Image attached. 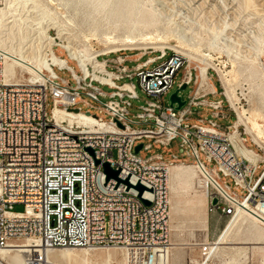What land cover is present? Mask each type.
<instances>
[{"label": "built area", "instance_id": "obj_1", "mask_svg": "<svg viewBox=\"0 0 264 264\" xmlns=\"http://www.w3.org/2000/svg\"><path fill=\"white\" fill-rule=\"evenodd\" d=\"M65 51L67 63L76 62L78 71L67 65L54 64L53 68L69 72L74 83L57 74L51 81L33 78L16 84L3 75L5 54L0 47V249L30 238L38 240L41 248H122L130 264H158L169 237L167 179L173 163L161 154L141 158L135 147L143 139L164 144L180 137L181 147L215 176L211 212L231 219L242 210L264 223V168L257 173L264 163V149L253 141L254 147L247 146L234 124L221 126L214 119L205 124L200 119L191 127L184 126L193 115L192 107L202 106V99L211 93L192 96L196 77L192 70L186 68L179 83L193 84L186 105L177 110L163 101L186 59L175 52L165 59V50L145 62H140L142 57L136 59L132 71L123 56L98 55L84 70ZM135 76L146 95L136 117L146 127L133 126L139 122L129 118L132 100L140 99L135 85L118 83ZM104 85L112 91L102 90ZM83 94L100 103V111L112 118L106 121L82 112L78 104ZM49 96L54 103L51 117L46 111ZM210 106L213 118L229 117L222 102ZM236 132L246 155L237 151L230 137ZM142 144V150L151 147ZM201 154L214 166L209 167ZM104 163L120 170L119 177L129 178L131 187L118 185L115 179L108 181ZM221 175L232 178L245 194L233 191ZM138 184L146 188L142 194ZM214 198L216 205H212ZM16 204L23 205V211L16 212ZM208 248L202 247L203 255ZM27 264H43L41 251Z\"/></svg>", "mask_w": 264, "mask_h": 264}, {"label": "rangeland", "instance_id": "obj_2", "mask_svg": "<svg viewBox=\"0 0 264 264\" xmlns=\"http://www.w3.org/2000/svg\"><path fill=\"white\" fill-rule=\"evenodd\" d=\"M208 1L204 6L197 7L194 0H137V4L151 3L153 6L157 3H163L168 10L173 9L174 11H178L177 13L184 14L183 16L187 17L183 18L181 15H177L176 18L184 21L185 26L190 27L193 32L202 38V43L199 49H195L196 51L179 50L180 52L178 54L183 55L187 60L185 66L176 73L174 85L163 96V101L165 104L170 103V96L180 86L179 83L188 66L194 74L202 73L205 77L207 74L211 83L216 87L218 94L210 93L211 95L206 96L207 101L214 102L223 100L222 103H224L225 112L229 114V117L213 119L221 126L233 125L237 121V113L231 105V101L226 96L221 77L226 80H231L234 103L240 111H243L244 117L247 118V125L240 124L238 126L239 133L244 141H246L247 146L254 147L252 135L248 134L249 132L247 131L249 130L246 128L248 126L252 127V122L254 121L261 135L257 132V139L262 141L261 145L264 146V0H234L235 2L233 0ZM33 2L37 6L34 10L37 19L31 21L23 20V17L27 14V9H32V6H34ZM21 3L16 0H0V8L7 7L13 13L7 16L8 19L6 21L22 17L18 22L14 21L10 24H5L0 29V46L4 51L9 50L15 55L19 50L22 52L27 51L33 55L31 57H33V60L35 59L33 62L35 63L37 59L42 58L43 53L46 51L44 49L45 42L42 40L41 32L49 25L51 35H54L53 37L56 38L59 44H67L70 42L77 50L87 51V53H102L108 47V44H104L103 39H107L111 35L101 34L95 28L83 27L77 18L78 12L72 0H27L25 5ZM232 4L234 5V9L236 8L234 10L235 13H230L231 10L229 8ZM75 21L80 28H76ZM53 22H57L60 26H53ZM101 28H105V26H101ZM101 28L98 27V29ZM58 30L62 31V40L58 37ZM215 37L217 38L216 46H210L209 41ZM31 42L32 45H30ZM116 46H118L119 50L117 52H111V55L106 58L110 59L123 56L127 59L125 65L132 71H134L138 64L135 60L140 57H142L140 62H145L148 58L159 56L163 51L162 47H165V50L168 51L165 58L167 59L177 49V43L173 39L166 42H156L152 41L149 36L137 45H120V43H116ZM184 51H186V54ZM187 51L189 52L187 53ZM54 52L58 57L68 59L65 49L61 46H54ZM187 54L192 55L194 58L191 60V58L187 57ZM46 61L47 67L45 68V72H48L50 69L48 65L49 60L47 59ZM28 62L31 61L28 60ZM160 62L159 60L155 64H159ZM68 63L78 71L76 62L68 60ZM155 64L148 66L147 69H152ZM55 72L58 76L74 83L69 72L59 69ZM17 77H20L19 80L25 81L33 79L36 76L23 71ZM122 82H132L136 87L140 99L132 100V106L129 108V118L135 122H139L136 115L140 111V106L145 103L146 95L140 87L137 76L132 79L126 78L118 81L119 84ZM101 88L107 93L112 91L106 85ZM192 89L193 84L188 85L185 90L180 92L183 99H187ZM211 89L213 90V88ZM209 90L207 89L206 91ZM100 99L107 101L108 97H100ZM80 100L78 107L81 108L82 112H90L106 121L112 118L100 111L99 107L101 105L97 101L84 94ZM53 107V99L49 96L46 101V111L49 117L52 115ZM192 110L194 114L187 117L184 121V126L191 127L193 124L198 123L199 116L197 113H200L202 118H209L212 111L210 108L197 106L192 107ZM133 126L146 127L147 125L140 124L139 122V124H134ZM236 135L240 138L238 133ZM140 143H144L145 145L151 144L149 149H143L139 152V156L143 159L161 154L166 162L174 163L173 165L195 164V160L190 151L187 148L181 147L180 137L170 143L164 144L156 143L154 139H143L136 142V144ZM201 159L209 167L214 166L213 163H208L205 160L203 154H201ZM263 168L264 163H260L257 172L258 175ZM221 180L240 196L245 194L242 188L235 185L232 178L221 175ZM207 187L203 180L194 179L192 183L183 182L179 186V193L176 196L172 195L169 187L170 205L172 206V203H174L176 206L174 219L177 227H172L171 209L169 221L170 236L165 247H174L182 252L183 259L181 264H198L207 256L201 252L202 247L205 245L211 247L217 244V246L223 248L225 253L215 257L208 264H225L226 259L231 258L232 255L235 258L233 264H264V242L258 240L253 232L244 225L225 233L227 229L226 225L229 223L230 218L219 217L211 212L210 193L212 188L210 186L209 191H207ZM171 197L173 198L171 199ZM171 200L173 201L171 202ZM23 209L24 206L21 204L14 206L16 212H21ZM210 218H214L218 223L216 232L209 229L208 223ZM252 227L261 228L262 225L257 223L254 226L252 225ZM223 236L224 239L219 244L220 238ZM16 242L17 244H23L27 241L16 240ZM16 242L13 241L11 244L15 245ZM75 251L79 254L77 258L68 262L58 257L53 260V264H130V257L127 256V252L124 249L109 248L95 251L75 249ZM105 251L110 252V258L106 259L96 254L97 252ZM14 255L15 257L12 263L20 264V250L16 251Z\"/></svg>", "mask_w": 264, "mask_h": 264}, {"label": "bare ground", "instance_id": "obj_3", "mask_svg": "<svg viewBox=\"0 0 264 264\" xmlns=\"http://www.w3.org/2000/svg\"><path fill=\"white\" fill-rule=\"evenodd\" d=\"M16 1L19 3L22 2L25 5L27 0H23V1L16 0ZM207 1L208 0H194V2L197 4V7L204 6V4H207L209 2ZM213 1L216 2L217 0H213ZM72 2L76 5V9L78 12L77 18L83 27L93 28V29L95 28L101 34H108V36L111 35L110 37H107V39H103L104 44H108V47L105 50H103L102 53H87V51L83 52L82 50H77V48H75V46L73 47L70 44V42H68L67 44L66 43L59 44L56 41V38L53 37L54 35L52 36L50 33V29H49L50 25L49 26L47 25L48 27L43 29L41 32L42 40L45 42V48L44 47L43 48L46 51L43 53L42 58L37 59L35 63H33L35 59L33 60V57H31L33 55H31L27 51L22 52L21 50H19L15 55L12 54L9 50L4 51L3 48L0 46L1 50L5 54L3 75L6 81L13 82L16 84L19 83V81L21 80H19L20 77H17V75L19 76L20 72L23 71L35 75L36 76L34 77L35 79L38 78L41 79V81H51L57 75V73L53 68L54 64H58L61 66H66V65L70 66L67 63L66 59H62L55 54L54 52L55 45H61L63 48L67 49L70 53V56L72 58H76L77 60H79L83 69L85 70L86 69L85 66L89 62L95 63L96 56L108 55L111 54V52H117L119 48L118 46H116V43L117 44L120 43V45H137L141 41L146 40L147 36H149L152 41H156V42L157 41L166 42L170 39H173L177 43L176 46L177 49L175 48L177 54L180 52L179 50L181 49L196 51L197 49H199L200 44L202 43V38H200L195 32H193L190 27L185 26L184 21H180L178 20V18H176L177 15L179 16L181 15V17L183 18L187 16H183L184 14L180 12L177 13L178 11H174L173 9L168 10L163 3H157L155 6H153L151 3L137 4V0H72ZM33 3L34 6H32V9H27V14L23 17V20L31 21L37 19L34 13V10L37 6L35 5L36 4L35 2ZM229 9L231 10L230 13H233L236 8L234 9V5L232 4ZM10 14L13 13H11L10 10L7 9V7L0 8V29L5 24H10L14 21L18 22L19 20L22 19V17H20L19 19L13 18L11 20L6 21L8 19L7 16L8 15L10 16ZM161 23L163 24L161 25ZM74 24L76 28H80L76 21L74 22ZM52 25L58 27L60 26L58 25L57 22H53ZM100 25L105 26V28H101ZM98 27H100L102 30L98 29ZM61 35H62V31L58 30V37H60V39L62 40L63 38L61 37ZM216 37L213 38L211 41H209L210 46H216L215 45L217 41ZM32 42L30 45H32ZM113 44L115 45L110 46ZM162 49L163 51H165V47H162ZM185 52L186 51H184V53ZM188 52L189 51H187V53ZM180 56L186 59L183 55ZM187 57L191 58V60L194 58L190 54ZM47 59L49 60L48 65L50 69L48 72H45V68L47 67L46 65ZM28 60H30L31 62H28ZM187 70H191V69L188 68L187 66ZM195 76H196L195 86L192 91L193 97L214 92L215 87L211 83L210 78L207 77V74L206 77L202 73L195 74ZM221 81H222V85L224 86L226 96L231 101V105L234 107L237 113L236 114L237 121L234 123V126L238 127L240 124L247 125V118L244 117L243 111H240V109L234 103L233 90H232L233 85L231 83V80H226L223 77H221ZM211 88H213V90ZM207 89H210L211 91L210 90L206 91ZM54 112L56 116L60 115L59 109H55ZM87 118L91 119V116H87ZM246 128H248L249 130L247 131L249 132L248 134L252 135L253 138L252 141L264 149V146L261 145L262 141H259L257 139L258 138L257 132L259 134V130L255 122L254 121L252 122V127L248 126ZM236 134L237 132L230 133V137L237 151L241 155H246L247 151L239 144V141H241V137L238 138ZM256 135L257 137H255ZM173 164L170 165L168 179H167L169 204H170L169 187L172 192V195L176 196L179 193V186L183 182L192 183L194 179L203 180L205 181V186H208L207 191H209V188L211 186V179L212 177H215L211 170H208L207 168L206 170H204L202 166L198 165L196 162L194 165H184V164L173 165ZM172 198L173 197H171V199ZM172 201L173 200H171V202ZM171 209H172L171 224L172 227L176 228L177 227L176 221L174 219L175 218L174 215H176V206L174 205V203H172V206L170 205V210ZM170 210H169V221H170ZM257 223H260L262 227L261 228L252 227V225L254 226ZM243 225L247 226L248 229L251 232H253V234L257 237L258 240L264 242V223H262L259 219H257V217L250 215L248 212L242 210H239L236 213V215L230 219L229 223L226 225L227 229L225 233L229 232L234 228H240ZM223 239L224 236L220 238L219 244L222 243ZM19 240H26L27 242L23 244L22 243L17 244L15 240L16 242V244L14 243L15 245L10 244L7 248L0 249V264H13L12 262L15 257L14 254L18 250H20V255H19L20 264H27V261L30 258L34 257L36 253L39 251H41V254L43 256L44 264H53V260L58 257L65 259L68 262L77 258L79 254L75 251V249H85L89 251H95L99 249H109V248H71V247L41 248L40 247L41 244L38 240H33L30 238H24ZM217 245L209 247L208 252L206 254L207 256L198 264H208L215 257L219 255H223L225 251L223 250L222 247H219ZM5 250H7V252L4 253ZM162 251H163L162 256L158 264H181V261L183 259L182 257L183 255L181 251H179L174 247H165ZM96 254L97 256H101L106 259L110 258L111 255L110 252H106V251L97 252ZM127 256L129 255L127 254ZM234 261L235 258L232 255V257L226 259L224 263L233 264Z\"/></svg>", "mask_w": 264, "mask_h": 264}, {"label": "water", "instance_id": "obj_4", "mask_svg": "<svg viewBox=\"0 0 264 264\" xmlns=\"http://www.w3.org/2000/svg\"><path fill=\"white\" fill-rule=\"evenodd\" d=\"M187 87H188V84L187 83H183L182 85H180L178 87V89L174 93L171 94V96H170V106L173 107V106L176 105L175 108L177 110H181L186 105L187 101H186V99H183V97L180 95V92L185 90ZM119 125H120V123H119ZM142 148H143V144L142 143L138 144L135 147V152L139 153L142 150ZM88 150L93 153L92 149H88ZM99 163H100V161L96 160V164H99ZM103 166H104V172L107 175V180L108 181L110 179H115L117 181L118 185L121 184V183H126V184H128L129 188L131 187V185L129 184V178L124 180V179L119 177L120 170L112 169V167H111V165L109 163H104ZM136 188L139 189L140 194H142L145 191V189H146L141 184H138ZM146 203L150 204L148 201H146ZM216 204H217V199L214 198L212 200V205H216Z\"/></svg>", "mask_w": 264, "mask_h": 264}, {"label": "crops", "instance_id": "obj_5", "mask_svg": "<svg viewBox=\"0 0 264 264\" xmlns=\"http://www.w3.org/2000/svg\"><path fill=\"white\" fill-rule=\"evenodd\" d=\"M211 94H218V92H217V90H216V87H215L214 92L211 93ZM211 94H209V95H211ZM209 95H208V96H209ZM202 101H203L202 106H197V107H207V108H210V109L212 110L211 113H210V117H209V118H202V117L200 116V113H197V114H198V116H199V120L202 119V120H204L205 122H207L208 120L213 119V112H214V109L210 106V104H211L212 102L207 101V100H206V97L203 98ZM222 101H223V100H222ZM222 101H221V100H217V101H214V102H222ZM223 108H224V103H223ZM224 110H225V108H224ZM193 114H194V112H193ZM208 224H209V229H210L211 231H213V232H216L217 227H218V223H217V221H216L214 218H210Z\"/></svg>", "mask_w": 264, "mask_h": 264}]
</instances>
